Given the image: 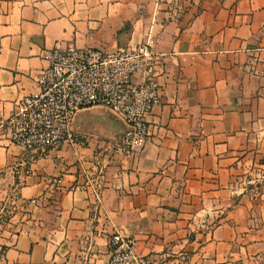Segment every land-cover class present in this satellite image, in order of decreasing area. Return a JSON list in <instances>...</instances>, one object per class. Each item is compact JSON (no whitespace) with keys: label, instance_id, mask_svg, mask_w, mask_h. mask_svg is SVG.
I'll return each instance as SVG.
<instances>
[{"label":"crops","instance_id":"0c3cea01","mask_svg":"<svg viewBox=\"0 0 264 264\" xmlns=\"http://www.w3.org/2000/svg\"><path fill=\"white\" fill-rule=\"evenodd\" d=\"M148 37L161 104L133 152L102 107L76 115V143L11 142L45 49ZM13 199L0 264H108L116 233L149 264H264V0H0V202Z\"/></svg>","mask_w":264,"mask_h":264},{"label":"built area","instance_id":"2783aa9c","mask_svg":"<svg viewBox=\"0 0 264 264\" xmlns=\"http://www.w3.org/2000/svg\"><path fill=\"white\" fill-rule=\"evenodd\" d=\"M47 66L35 76L39 91L22 99L5 129L13 144L45 153L61 143H76L71 125L76 115L93 107L120 115L128 132L122 149L127 154L149 135L147 116L161 104L155 78L153 40L114 51L55 46L43 51ZM140 76L136 82L134 77ZM13 201L0 202V225L14 216ZM108 264H149L136 252L134 241L119 233L109 237Z\"/></svg>","mask_w":264,"mask_h":264},{"label":"water","instance_id":"95a60500","mask_svg":"<svg viewBox=\"0 0 264 264\" xmlns=\"http://www.w3.org/2000/svg\"><path fill=\"white\" fill-rule=\"evenodd\" d=\"M102 109H104L105 111H107V112H109L110 110H108V109H106V108H102ZM111 112V111H110ZM76 118V117H75ZM75 120V119H74ZM73 124L75 123L74 121L72 122ZM73 124H72V126H73ZM127 130H129V128L127 127V129H126V131Z\"/></svg>","mask_w":264,"mask_h":264},{"label":"rangeland","instance_id":"374dc122","mask_svg":"<svg viewBox=\"0 0 264 264\" xmlns=\"http://www.w3.org/2000/svg\"><path fill=\"white\" fill-rule=\"evenodd\" d=\"M112 112V111H111ZM15 211H16V209H15Z\"/></svg>","mask_w":264,"mask_h":264}]
</instances>
